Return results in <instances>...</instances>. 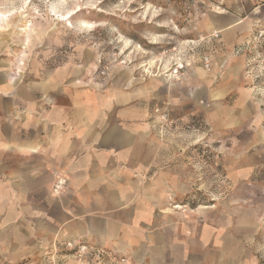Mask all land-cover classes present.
I'll use <instances>...</instances> for the list:
<instances>
[{
	"label": "crops",
	"instance_id": "crops-1",
	"mask_svg": "<svg viewBox=\"0 0 264 264\" xmlns=\"http://www.w3.org/2000/svg\"><path fill=\"white\" fill-rule=\"evenodd\" d=\"M263 20L216 30L208 67H195L189 84L200 87L205 118L212 101L231 98L225 114L259 115L255 86L245 81L264 76V45H244ZM61 79L65 85L53 78L19 84L0 73V264H48L51 245L68 241L89 250L81 258L58 254L55 264H86L94 248L128 264H257L263 206L172 208L188 191L187 176L158 138L144 86L101 91Z\"/></svg>",
	"mask_w": 264,
	"mask_h": 264
},
{
	"label": "rangeland",
	"instance_id": "rangeland-1",
	"mask_svg": "<svg viewBox=\"0 0 264 264\" xmlns=\"http://www.w3.org/2000/svg\"><path fill=\"white\" fill-rule=\"evenodd\" d=\"M257 16L264 17V0H0V73L19 84L53 78L65 85L61 78L69 76L73 84L101 91L115 84L126 90L144 86L158 138L187 176L188 191L172 208L200 213L237 203L264 207V76L245 81L248 89L255 86L257 116L248 110L240 117L232 110L225 114L222 106L233 105L231 98L212 101L205 118L200 87L189 90L195 67L205 69L203 57L215 51L219 33L213 32ZM81 21L92 27H81ZM77 244H52L48 264L58 254L83 257ZM90 251L86 264H128L111 250ZM260 252L257 264H264Z\"/></svg>",
	"mask_w": 264,
	"mask_h": 264
},
{
	"label": "built area",
	"instance_id": "built-area-1",
	"mask_svg": "<svg viewBox=\"0 0 264 264\" xmlns=\"http://www.w3.org/2000/svg\"><path fill=\"white\" fill-rule=\"evenodd\" d=\"M213 36L217 37L218 32L214 31ZM253 44L264 45V26H261L256 29V31L252 34V38L248 40L246 44L244 45V48H246L247 46L253 45ZM203 64L205 67H208L209 58L207 56L203 57ZM63 182H64L63 180L58 181L56 188L59 189L60 186L63 185ZM76 249L80 254H85L88 250V247L85 244H77Z\"/></svg>",
	"mask_w": 264,
	"mask_h": 264
},
{
	"label": "bare ground",
	"instance_id": "bare-ground-1",
	"mask_svg": "<svg viewBox=\"0 0 264 264\" xmlns=\"http://www.w3.org/2000/svg\"><path fill=\"white\" fill-rule=\"evenodd\" d=\"M12 16V11H10V13H8ZM8 14H1L2 17H7ZM70 14H68L66 17H68ZM26 16V15H25ZM25 26V25H24ZM81 27H84V28H89V27H92V24H90L89 22H86V21H81ZM24 29H27V28H24ZM22 30V28H21ZM181 67V66H180ZM147 71V70H146ZM65 184V183H64Z\"/></svg>",
	"mask_w": 264,
	"mask_h": 264
}]
</instances>
